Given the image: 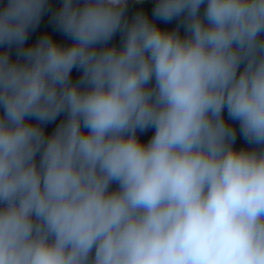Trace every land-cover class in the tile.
Returning <instances> with one entry per match:
<instances>
[{
    "label": "clouds",
    "instance_id": "clouds-1",
    "mask_svg": "<svg viewBox=\"0 0 264 264\" xmlns=\"http://www.w3.org/2000/svg\"><path fill=\"white\" fill-rule=\"evenodd\" d=\"M129 2L0 0V264H264V0Z\"/></svg>",
    "mask_w": 264,
    "mask_h": 264
},
{
    "label": "trees",
    "instance_id": "trees-1",
    "mask_svg": "<svg viewBox=\"0 0 264 264\" xmlns=\"http://www.w3.org/2000/svg\"><path fill=\"white\" fill-rule=\"evenodd\" d=\"M52 2H53L54 5H58L59 2H60V0H52ZM143 6L146 7V8H149V9L151 7V5L148 3V0H145V5H143ZM137 7H139V6L138 5H135L132 2V0H130V2H129V15H131L136 10ZM171 26L172 25H169V27H171ZM41 28H43L44 30H49V31L52 30L50 28L49 24H48V16L47 15H45V17H44V19L42 21ZM38 31H39V29H38ZM53 35L54 36H57L60 39H63V37H60L59 34L58 33H55L54 31H53ZM51 127L52 126L49 127V131L51 130ZM150 134L151 133H149V135ZM147 138H148L147 136L141 135V139L144 140L145 142H146ZM240 145L247 146L245 144V142L242 140V138L238 137L237 146H240Z\"/></svg>",
    "mask_w": 264,
    "mask_h": 264
}]
</instances>
